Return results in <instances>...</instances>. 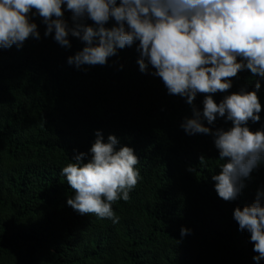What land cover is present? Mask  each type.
<instances>
[{"label": "trees", "instance_id": "1", "mask_svg": "<svg viewBox=\"0 0 264 264\" xmlns=\"http://www.w3.org/2000/svg\"><path fill=\"white\" fill-rule=\"evenodd\" d=\"M64 17L71 25L70 12ZM34 19L39 39L0 49V264H255L249 233L237 230L232 213L264 190V165L234 201L218 198L211 175L221 161L211 136L179 127L192 107L202 110L206 94L192 105L167 94L151 69L138 70L135 44L102 66L77 69L66 61L83 43L69 36L71 47H62ZM230 79L215 102L251 90L257 78L244 70ZM257 95L261 119L249 122L251 131L264 126V80ZM230 126L217 118L210 127ZM96 130L139 159L128 201L112 204L116 224L67 206L72 190L59 175L74 149L87 152ZM181 226L191 233L181 238Z\"/></svg>", "mask_w": 264, "mask_h": 264}, {"label": "clouds", "instance_id": "2", "mask_svg": "<svg viewBox=\"0 0 264 264\" xmlns=\"http://www.w3.org/2000/svg\"><path fill=\"white\" fill-rule=\"evenodd\" d=\"M70 12L71 25L64 13ZM35 17L40 18L44 37L71 47L69 36L83 47L67 57L79 69L104 65L118 50L135 44L136 64L141 73L159 77L170 95L186 98L192 105L204 93L202 110L192 107L179 127L191 136L210 135L218 151V172L211 175L218 198L234 201L254 169L264 165V126L259 122L261 103L257 93L264 80V0H0V49H17L31 37L40 38ZM114 21L105 27L109 20ZM91 21V24L85 23ZM247 70L256 77L251 90L242 86L217 103L213 95L232 87L230 78ZM217 118L231 122L212 128ZM87 152H77L59 169L72 195L66 205L80 215L94 214L113 224L119 221L112 204L128 201L140 179L138 157L133 148L120 146L100 130ZM204 157L200 158V161ZM238 231L249 233L255 255L264 260V190L257 189L250 204L232 213ZM191 229L180 227L183 238Z\"/></svg>", "mask_w": 264, "mask_h": 264}]
</instances>
